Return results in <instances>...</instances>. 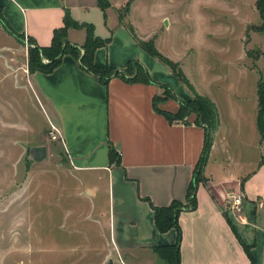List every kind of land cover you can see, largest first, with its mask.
<instances>
[{"label":"crops","instance_id":"1","mask_svg":"<svg viewBox=\"0 0 264 264\" xmlns=\"http://www.w3.org/2000/svg\"><path fill=\"white\" fill-rule=\"evenodd\" d=\"M126 1L111 0L105 20L98 0H0V7L18 33L40 45L51 43L54 29L64 24L69 9L75 19L94 23L97 34H112L95 51L101 68H126L136 60L145 65L155 82L113 75L104 83L71 53L64 54L50 72L30 71L28 51L26 64L32 91L42 100L48 123L61 131L68 167L77 178L83 212L75 219L84 217L94 226V234L104 240L103 256L114 264L119 256L127 263L124 252L136 264H173L157 246L175 243L178 229L159 230L152 204L186 200L205 144V127L195 122L194 112L188 122L177 121L155 107V96L163 94L158 82L169 83L175 93L156 102L162 109L176 111L179 100L192 98L194 90L141 45L138 38L148 35L132 18L134 0L121 19L120 8ZM85 37V28H69L72 42L82 45ZM192 84L215 102L219 121L203 166L207 181L199 184L197 205L179 214L180 264H264V143L257 125L258 95L251 111H246L230 90L222 97L208 81ZM232 133L238 141L243 136L253 148L248 161L240 143H235L240 153L230 152ZM111 143L120 153V163L110 162ZM234 190L243 194L241 212L227 201Z\"/></svg>","mask_w":264,"mask_h":264},{"label":"rangeland","instance_id":"2","mask_svg":"<svg viewBox=\"0 0 264 264\" xmlns=\"http://www.w3.org/2000/svg\"><path fill=\"white\" fill-rule=\"evenodd\" d=\"M256 1L134 0L132 18L146 40L154 39L171 59L178 57L191 82L208 81L222 97L230 90L251 111L260 75L264 78V29L255 28L262 22ZM128 2L121 5L123 15ZM23 38L0 21V264H106L103 238L84 217L75 219L83 212L77 178L68 167L62 136L53 137L42 100L30 86V39ZM233 134L230 152L241 148L248 161L253 148ZM37 144L48 148L42 160L30 154ZM124 253L127 263L136 264ZM117 260L127 264L120 256Z\"/></svg>","mask_w":264,"mask_h":264},{"label":"trees","instance_id":"3","mask_svg":"<svg viewBox=\"0 0 264 264\" xmlns=\"http://www.w3.org/2000/svg\"><path fill=\"white\" fill-rule=\"evenodd\" d=\"M129 0L127 10L130 8ZM99 6L104 10L106 18V8L111 5V0H98ZM259 9L262 22L255 26L258 30L264 29V0L256 1ZM120 17L123 20L124 15L120 11ZM0 21L3 26L11 33L15 34L19 39H24L23 33H18L7 21L2 13L0 7ZM70 27L85 28L86 37L82 45L72 42L68 38V31ZM129 28L134 33V27L129 23ZM68 38L67 40H65ZM112 38V34L108 36H101L95 32V25L89 21H79L75 19L69 9H66L64 15V24L56 27L53 31L52 41L49 45L37 44L33 38L29 37L28 50V65L30 71L41 70L50 72L61 62L64 54L71 53L80 59L81 65L88 71L93 72L104 82L108 83L113 75H121L129 80L155 82L151 74L140 61L136 60L129 64L126 68H114L107 66L101 68L95 62V51L99 46L107 44ZM141 45L152 55L157 56L162 61L166 62L178 78L183 81L190 89L194 90L192 98L187 100H179L180 107L176 111L162 109L156 102L165 99L166 96H174L175 93L172 86L166 82H158L161 87L169 90L170 93L157 94L155 96V107L165 113L170 120L188 122L193 112L196 113L195 122L202 124L205 127V144L198 160L195 174L189 184L186 200L174 199L171 203L166 205L152 204L155 211V222L159 230L166 231L175 226L178 229L177 241L173 244H166L157 246L159 254L167 261L173 264H180V239L181 228L179 225V214L181 210L187 208H195L197 205V189L200 183L207 181L203 174V166L209 156L210 148L213 143V131L218 125L219 117L217 106L215 102L206 95L197 92L189 77L184 72L179 61H175L163 54L157 48L155 40L150 38L148 40L138 38ZM48 58V60H45ZM258 92V108H257V125L261 132V142H264V78L260 75L257 84ZM110 162L120 163V153L111 143L109 148ZM244 179L242 180V186ZM249 250V247H247ZM253 260V259H252ZM253 262V261H252Z\"/></svg>","mask_w":264,"mask_h":264},{"label":"built area","instance_id":"4","mask_svg":"<svg viewBox=\"0 0 264 264\" xmlns=\"http://www.w3.org/2000/svg\"><path fill=\"white\" fill-rule=\"evenodd\" d=\"M53 137L57 138L58 136H62L61 131L58 127L53 125ZM227 200L230 202L232 208L236 211L241 212L243 209V194L241 192H230L227 195Z\"/></svg>","mask_w":264,"mask_h":264},{"label":"water","instance_id":"5","mask_svg":"<svg viewBox=\"0 0 264 264\" xmlns=\"http://www.w3.org/2000/svg\"><path fill=\"white\" fill-rule=\"evenodd\" d=\"M68 38H66L65 40H67ZM48 152V148L45 144H37V145H33L30 148V154L31 157L35 160H42ZM106 264H114L113 259H109V261Z\"/></svg>","mask_w":264,"mask_h":264}]
</instances>
